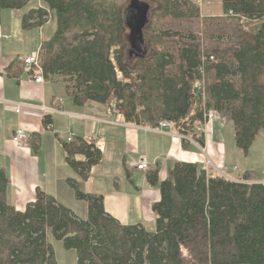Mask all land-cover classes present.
Wrapping results in <instances>:
<instances>
[{"label": "trees", "instance_id": "obj_1", "mask_svg": "<svg viewBox=\"0 0 264 264\" xmlns=\"http://www.w3.org/2000/svg\"><path fill=\"white\" fill-rule=\"evenodd\" d=\"M31 1L0 0V21L3 10ZM131 1L41 0L43 7H31L21 21L25 30L50 18L55 23L40 46L44 77L60 78L81 106L108 105L141 126L167 120L205 145V134L196 130L205 109L197 84L203 57L214 56L205 66L209 108L234 122L235 145L248 152L264 130V0H220L222 15L203 18L197 0H138L150 8L142 30L152 46L175 35L158 27L163 20L199 18L206 26L205 37L189 29L179 34L184 41L176 53L157 48L140 55L133 68L123 64ZM154 29L159 33L151 35ZM202 41L215 42L212 52H203ZM20 65L9 71L21 73ZM64 146L68 165L88 180L103 152L81 137ZM157 174H149L161 192L149 230L111 216L104 197L84 191L76 178L68 183L87 204L86 217L42 190L19 210L8 201L9 177L0 166V264H58L51 235L76 251L75 264H264V182H252L248 171L236 181L183 161L165 180Z\"/></svg>", "mask_w": 264, "mask_h": 264}, {"label": "crops", "instance_id": "obj_2", "mask_svg": "<svg viewBox=\"0 0 264 264\" xmlns=\"http://www.w3.org/2000/svg\"><path fill=\"white\" fill-rule=\"evenodd\" d=\"M30 3L23 9L3 10L0 21V166L5 168L9 177L6 192L9 203L24 210L29 202L36 199V192L42 190L72 209L71 204L75 205L77 197L68 179L76 178L84 191L102 195L105 210L121 223L143 224L152 230L156 226L153 205L160 200L161 192L159 185L150 182L149 174L157 172L159 180L163 181L180 161L198 163L209 169L205 160L208 152L176 134L152 130L149 125L128 123L120 112H115L108 105L90 101L81 106L74 101L60 78L44 77V82L36 83L21 60L39 52L43 40L55 31V23L50 18L43 26L25 30L21 22L23 15L31 7L44 6L41 0ZM214 7L211 4L209 9L214 10ZM221 12L205 14L219 16ZM16 62H21L19 74H15V68L14 72L9 71ZM3 101L59 107L62 111L44 116L16 114L14 108ZM216 120L221 125H229L230 131V122L233 127L234 122L218 115L205 134L203 147L209 148V156L213 157L216 165L224 167L228 165L225 159L227 139L232 140V137L227 131L214 132L218 128ZM49 122L50 129L46 126ZM18 128L29 132L30 147L25 148L12 141ZM171 130L177 132L174 126ZM71 133L73 140L84 138L94 142L103 152L102 160L93 167L88 180H82L66 160L64 143L69 142L67 138ZM77 158L84 160L83 155ZM143 158L150 162V170L137 169L138 161ZM234 168L232 170L237 171ZM85 206L87 208V204Z\"/></svg>", "mask_w": 264, "mask_h": 264}, {"label": "rangeland", "instance_id": "obj_3", "mask_svg": "<svg viewBox=\"0 0 264 264\" xmlns=\"http://www.w3.org/2000/svg\"><path fill=\"white\" fill-rule=\"evenodd\" d=\"M198 1V5L200 7L201 13L200 15H202L203 17H207V16H217V15H206L205 13L208 12H221L222 11V6H221V1L220 0H197ZM37 0H33L31 1L30 4L32 3H36ZM211 2V3H210ZM211 4H214V10L209 9V6ZM153 7L156 8L158 7V4L155 5L153 4ZM152 13V12H151ZM222 13V12H221ZM153 15V14H151ZM151 15H149V17H151ZM54 26V23L52 22V27ZM166 27L172 29V32L175 33V35L170 36L165 38L162 41V44H157L152 46L148 40V36L146 34L145 31V40H143V46L147 47V56L148 55H152L155 50L158 51L161 49H165L167 52H170L172 54L176 53L177 51V46L178 44L180 45V43L184 40L181 39V36L179 35L180 33L182 35H186L188 34V30L192 29L195 31V33L203 38L204 36V27L206 26L204 24L203 19H192V20H181V19H174L173 21H170V19L168 20H163L160 22V25L158 27ZM226 27L230 28L229 25H226ZM141 30V29H140ZM125 34V43H124V53L125 56L124 60H123V64L127 65L128 67H132L135 65V62L138 58L139 55H141L140 53H138L139 49L136 45L132 44L133 41L129 40V36L131 34V29L128 27ZM143 30H141L142 32ZM153 32L155 34L159 33L158 29H154L150 34L153 35ZM232 33V32H231ZM144 37V36H143ZM205 37V36H204ZM145 42V43H144ZM215 42H207V41H202V50L204 53H209L212 52V47ZM224 45V44H223ZM223 45H221V47L223 48ZM131 52V53H130ZM138 53V55H137ZM203 53V54H204ZM207 79V77H206ZM205 79V80H206ZM63 82V81H62ZM207 82L208 80H206V90L204 92L205 97L203 98V103L204 105H206L208 108L210 106V101H211V94L208 93V88H207ZM64 83V82H63ZM63 86V85H62ZM205 99V100H204ZM218 118V117H217ZM216 122L218 123V128L214 130H221L222 132H229L231 133V138L228 137L227 139V143H228V147H227V154H226V163L228 165L222 167L220 165H216L214 160L212 159V156H209V148H206V151L208 152V155L206 156L205 160L208 163V168L211 170H214L216 172H218L220 170L221 175H226V176H230L233 178H238V177H242L244 175L245 172H249L251 174V178L253 179H258L260 181L264 180V130H262L258 136L256 137L255 143L252 144L253 146L251 147V149L248 152H245L241 147H238L235 144V129L233 127V123L230 122L231 126H232V131L229 130V125L227 124H222L220 123L219 120H216ZM228 123V122H227ZM221 155H224L223 153ZM226 167V168H225ZM233 167H237V171H233ZM74 172V171H73ZM72 172V175H74V177H76V174ZM240 173V174H238ZM78 177V176H77ZM252 182H255L252 180ZM77 201L74 202L75 205L71 204L72 210H74L78 215H80L81 217H86L87 216V208L85 206V202L83 200H79L76 199ZM147 228V227H146ZM149 230H151L150 228H147ZM153 229L154 226H153ZM152 229V230H153ZM51 241H52V245L54 246L55 249V253H56V258L58 260V264H75L76 260H77V254L75 250H68L64 247V245L62 244L63 242L55 239L52 235H51Z\"/></svg>", "mask_w": 264, "mask_h": 264}, {"label": "built area", "instance_id": "obj_4", "mask_svg": "<svg viewBox=\"0 0 264 264\" xmlns=\"http://www.w3.org/2000/svg\"><path fill=\"white\" fill-rule=\"evenodd\" d=\"M41 48L39 50V52H37L36 54L33 55H29V56H25L21 61H23V64L25 66V68L29 71H31V74H33L34 76V80L36 83H42L44 82V74L43 72V68L41 65ZM214 60V56H210L209 58L204 56L201 62V65L199 66V70L202 74V79H199L198 84H197V92L198 94H201L203 96V98L205 97L204 92L206 90V65L208 63V61H213ZM7 106H11L14 108L15 113L16 114H31V113H37L43 116L46 114H51L53 112H61L62 108H47L45 106H36V105H32V104H22V103H18V102H14V101H3ZM206 105H204V124L203 125H196V130L198 132H203L204 134H207L210 131V127L212 125V123L214 122V119L218 117V112L213 109V108H207L205 107ZM115 112H119L118 109H114ZM51 122L47 123V128L50 129L51 128ZM173 123L167 120H161L159 121L158 126L156 127H152V130H157V131H161V132H169L168 134L171 135H175L177 137H179L180 139H183L185 141H189L192 143H195L197 145H199L198 147H200L204 152L206 151V147H203V145H201L199 142H197L194 138L190 137L189 134H183L182 132L177 131L175 128V130L177 132H173L171 130V128L173 127ZM73 134H70V137H68V141H72L73 140ZM30 134L29 132L25 129V128H18L16 129L14 135H13V140L16 144L23 146L25 148L30 147ZM208 165V163H207ZM137 169L139 170H143V171H147L151 169V164L150 162H148L147 159L143 158L140 161H138L137 163ZM234 170H237V167L234 168ZM219 173L220 170L218 171ZM230 179L239 181L238 178H233L230 176H226Z\"/></svg>", "mask_w": 264, "mask_h": 264}, {"label": "water", "instance_id": "obj_5", "mask_svg": "<svg viewBox=\"0 0 264 264\" xmlns=\"http://www.w3.org/2000/svg\"><path fill=\"white\" fill-rule=\"evenodd\" d=\"M149 10V7H145V5L139 2L138 0H132L129 3V6L127 7L125 16L127 18V25L131 29L129 40L133 41L132 44L138 47V53L145 56L147 54V48L146 46H143L142 42L143 40L145 41V39L143 37L144 33L143 31L141 32V30L145 28V23Z\"/></svg>", "mask_w": 264, "mask_h": 264}]
</instances>
